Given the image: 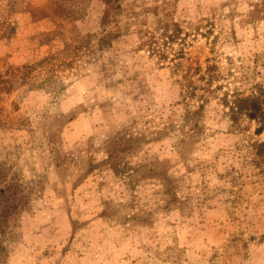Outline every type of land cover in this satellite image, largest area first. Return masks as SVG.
I'll list each match as a JSON object with an SVG mask.
<instances>
[{
	"label": "rangeland",
	"instance_id": "rangeland-1",
	"mask_svg": "<svg viewBox=\"0 0 264 264\" xmlns=\"http://www.w3.org/2000/svg\"><path fill=\"white\" fill-rule=\"evenodd\" d=\"M44 1L0 0V264H264V0H66L51 44ZM153 1L167 58L98 44Z\"/></svg>",
	"mask_w": 264,
	"mask_h": 264
},
{
	"label": "trees",
	"instance_id": "trees-1",
	"mask_svg": "<svg viewBox=\"0 0 264 264\" xmlns=\"http://www.w3.org/2000/svg\"><path fill=\"white\" fill-rule=\"evenodd\" d=\"M85 1V0H82ZM107 2V0H106ZM154 5H148V4H142V5H134L133 7L127 8V10L124 12L122 9V5L120 3H117L114 6L115 15L124 16V19L127 21L125 27H117L119 31L116 33H111V31H105L102 32L101 36L98 38V44L101 46H107L111 42L110 38L119 36L123 32H129L130 29H132V26L136 27L138 29V33L141 34V47L148 50V52L151 55H159L160 58H167L164 55V52L161 53L159 51V44L157 42L156 36L154 33L157 32H163V37L167 39H179L180 35L182 33V30L180 29L179 24L177 23H169L164 21L163 19H159L157 16L158 9L162 6L157 5L156 1H153ZM121 11V12H120ZM84 8L79 7L77 10H74L71 5L67 6L66 0H45L42 4L41 8L33 13L34 15H42L45 17H54L59 19L60 25L58 30H54L51 32L46 33V40L48 44H51L57 37H60L63 33V29L67 26L66 25V19H68L70 16L72 17L70 20H73L75 18H79L84 15ZM66 17V19H65ZM173 27V28H172ZM172 28V30H171ZM86 37V36H83ZM82 37V39H83ZM70 52L69 44H64V48L62 52H51L48 57H46L44 60L46 61H53L55 60V57L57 54L61 53H68ZM59 83V81H51L52 88L54 89V84ZM56 86V85H55ZM64 89L65 87L60 82V88ZM262 99L259 98H249V99H242L238 98L236 99L231 106L229 107L231 120L237 121L238 115L246 112L249 110V108H253L255 106L261 105ZM260 146H262L260 144ZM0 233H2V229H0Z\"/></svg>",
	"mask_w": 264,
	"mask_h": 264
}]
</instances>
